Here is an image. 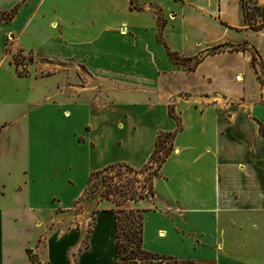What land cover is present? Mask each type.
Segmentation results:
<instances>
[{
	"label": "crops",
	"instance_id": "1",
	"mask_svg": "<svg viewBox=\"0 0 264 264\" xmlns=\"http://www.w3.org/2000/svg\"><path fill=\"white\" fill-rule=\"evenodd\" d=\"M107 1L117 22L103 21ZM138 1L174 12L164 43L152 12L127 0H0V264H33L31 253L43 264H116L113 199L98 201L87 232L54 214L75 207L94 171L147 165L162 132L174 135L154 195L125 204L143 210V249L264 264V24H245L240 0ZM175 27L181 43L168 33ZM8 36L25 54L74 60L118 83V101L58 99L52 76L14 72ZM174 51L198 61L181 68ZM6 133L13 139L3 153Z\"/></svg>",
	"mask_w": 264,
	"mask_h": 264
},
{
	"label": "rangeland",
	"instance_id": "2",
	"mask_svg": "<svg viewBox=\"0 0 264 264\" xmlns=\"http://www.w3.org/2000/svg\"><path fill=\"white\" fill-rule=\"evenodd\" d=\"M130 5L129 8H137L140 11H151L154 16V22L158 26V33H157V39L164 43V34L163 29L166 26V23L168 20H171L172 17H174V12H169L167 15H165L161 9L156 6L155 4H142L138 0H127ZM107 9H105V12L101 15H103V21L104 22H111V21H118V18L116 14L113 12V5L107 1L106 2ZM12 11L8 12L6 17H3L6 19ZM242 13L243 18L245 21V24L250 25L252 23L260 24L264 20V0H243V7H242ZM246 18L245 19V14ZM0 18L2 19V15L0 14ZM56 24V23H55ZM127 25H121V28L126 29ZM176 27H178L176 25ZM175 30H171L168 33L173 37L174 35V41L181 43L183 42L180 37H177L176 34H182V30L179 29L180 32ZM180 28V27H179ZM185 28V33L187 34L186 38L188 41V36H192L193 33L188 30V27ZM176 33V34H175ZM45 34H48L45 32ZM184 35V33H183ZM171 37V38H172ZM7 43L8 45V64L12 66L14 69V72L18 75L27 76V74H34L36 77L39 76H52L54 78V83L51 84L53 86V89L56 90V96L58 99H68L71 101H86L92 105H100L103 103H114L118 100L116 99L117 92H115V88L118 87V83H114L112 81H103L98 80L96 77L92 75L88 69H86L81 64L75 62L74 60H66V61H55L51 59H44V58H36L34 56H31L30 54L23 53L20 48H18L17 45L13 46L11 44V38L7 37ZM192 43H188L189 48L187 47L185 50L188 52H194L196 48ZM167 46V45H165ZM213 50V49H211ZM171 59H173L177 66L183 67L186 70L188 68H193L195 63L198 61L197 57L196 59H189L185 54H181L177 51H174L172 54L170 53ZM2 72H0L1 77ZM260 82H261V100L264 101V73L260 74ZM53 81V80H52ZM27 83H25L26 85ZM1 89L4 88L8 90V93L12 91L13 87L12 82L5 78L4 81H1ZM24 84L20 86L24 89ZM49 85V84H45ZM43 86L42 88H44ZM47 88V87H45ZM44 88V89H45ZM157 102V95L152 96ZM232 100V99H231ZM228 100V102L237 103L240 102V99H233V101ZM174 102L171 99V103L169 104L170 108V114L176 118V114L173 111ZM262 133L264 134V127L261 128ZM13 133L8 134L6 133L5 136H3L2 140V152L6 153L8 150L10 151V145ZM164 142L161 145L160 155L165 151V147L170 146L171 138L170 137H164ZM121 164V163H120ZM159 166L158 162H152L151 165L146 167H140L138 169H141L139 173H135L133 171H130L125 166L116 165L113 168L103 170L102 172L96 174L93 176L92 183L88 187H86V190L81 197V199L77 202L74 208H72L69 212H61L57 211L54 215H58L59 217L64 216L65 218L69 219L70 223L76 224L83 222V230L87 232L92 224V218L93 214L97 208V203L101 198H107L105 197L108 194H111L109 198H118L121 199L118 194H116V190L114 185H124L125 190L129 189H137L141 186H146L147 188L150 187V173H153L155 170H157ZM104 169V168H103ZM104 196V197H103ZM127 207V206H126ZM128 220H126V217L122 220V225H125ZM125 233L122 232L121 234V242L122 245H127V248L123 251V258L121 259L122 263L124 264H131V258L133 256H136L138 263H146L152 261L154 264H162L161 260L158 258H151L150 256L144 255L141 253V243L139 241L138 235H133L131 237H128L124 235ZM130 238V239H129ZM137 251L136 255L133 251ZM32 254V253H31ZM35 255V256H34ZM33 256L37 262V264H43L41 261H39V257H36V254L33 253ZM199 262H205L209 264H214L211 261H199Z\"/></svg>",
	"mask_w": 264,
	"mask_h": 264
},
{
	"label": "trees",
	"instance_id": "3",
	"mask_svg": "<svg viewBox=\"0 0 264 264\" xmlns=\"http://www.w3.org/2000/svg\"><path fill=\"white\" fill-rule=\"evenodd\" d=\"M242 7H243V0H240ZM245 14V19L246 18V13ZM264 24V20L260 23V24H256V23H252L251 27L255 30H259L262 25ZM172 54V52H170ZM256 56L253 55V65L255 66V60ZM260 77V76H259ZM173 133L172 132H162L158 135L157 139H156V145H155V150L154 153L152 154V157L150 159V161L148 162L146 166H149L152 164V162H158L159 161V166L157 168V170H155L153 173H150V187L147 188L146 186H141L138 188V190L136 189H129V190H125L124 185H114L115 190H116V194H118L120 197L122 196L121 199L118 198H112L117 206L116 208V226H117V250H118V259L116 264H124L122 263L121 259L123 258V251L127 248V245L123 246L122 242H121V234L122 232H124L126 236L131 237L133 235H138L139 237V241L141 243V253H143L144 255L150 256L151 258H158L161 260L162 264H209V263H205V262H199V261H195V260H190V259H179L177 257L174 256H166V255H161L158 253H153L150 251H147L145 249H143L142 247V233H143V210H139V209H130L126 207V202L128 200L131 199H141V198H146V197H151L154 195L153 192V186H152V180L154 178L155 175H157L158 173V169L161 165V163L163 162V160L165 159L166 155L169 153L170 147H171V142H170V146L169 147H165V151L160 155V150H161V145L163 144L164 137H170L172 140L173 137ZM116 165H120V166H125L127 167L130 171H133L135 173H139L140 171H142L141 169H136L130 165L127 164H113V165H109L107 167H105L104 169H100L97 171H94L90 178H89V183H88V187L91 185L92 183V179L93 176L102 172L103 170L106 169H110L113 168ZM87 187V188H88ZM109 196H111V194L106 195L105 197L109 198ZM104 197V196H103ZM126 217L127 223L125 225H122V220ZM130 239V238H129ZM133 251V250H132ZM134 254L136 255V253H138L137 251H133ZM31 253V251H30ZM31 255V259L33 261V264H37L33 254ZM137 258L136 256H133L131 258V264H142V263H138L137 260L135 259ZM144 264H154L152 261L150 262H146Z\"/></svg>",
	"mask_w": 264,
	"mask_h": 264
}]
</instances>
